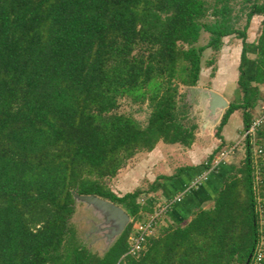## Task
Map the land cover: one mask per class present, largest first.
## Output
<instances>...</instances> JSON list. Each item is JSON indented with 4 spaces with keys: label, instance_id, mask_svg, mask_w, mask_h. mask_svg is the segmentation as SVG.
Returning a JSON list of instances; mask_svg holds the SVG:
<instances>
[{
    "label": "trees",
    "instance_id": "obj_1",
    "mask_svg": "<svg viewBox=\"0 0 264 264\" xmlns=\"http://www.w3.org/2000/svg\"><path fill=\"white\" fill-rule=\"evenodd\" d=\"M254 15L262 18L249 45ZM201 31L207 40L197 45ZM229 35L240 40V101L224 108L219 144L206 160L158 175L160 184L197 174L230 146L220 131L233 111L241 110V132L254 117L264 99V0H0V264H245L249 256L247 264H264V163L252 161L248 138L238 166H217L225 173L210 205L166 223L134 254L127 253L133 223L157 202L103 184L138 150L193 142L196 124L178 85H196L202 52L217 51ZM121 98L146 103L143 125L116 111ZM252 141L264 151V124ZM74 193L105 199L129 218L101 254L76 235ZM257 250L263 260H254Z\"/></svg>",
    "mask_w": 264,
    "mask_h": 264
},
{
    "label": "rangeland",
    "instance_id": "obj_2",
    "mask_svg": "<svg viewBox=\"0 0 264 264\" xmlns=\"http://www.w3.org/2000/svg\"><path fill=\"white\" fill-rule=\"evenodd\" d=\"M212 1L213 0H207L210 4ZM233 8L232 13L239 14L236 2L233 3ZM207 18L209 19L210 17L207 16ZM261 18L262 16L260 15H254L248 23V27L245 31V40L249 45L255 42L260 30L259 22ZM242 24L243 16L238 20L236 26L241 27ZM206 40L207 33L201 31L196 44H204ZM221 40V46L217 51L205 49L202 52L199 79L193 87L210 89L219 94L227 103L230 101L239 102L241 95L236 87L235 80L237 75L236 66L240 50V40L233 35L225 36ZM249 50L251 51V47L248 48V53L250 52ZM252 54L253 53L250 52L248 56L252 57ZM209 60L211 63L208 65ZM189 87L192 86L178 85L177 90L179 93L185 94V99L189 104L188 117L196 124L193 142L189 146H182L179 144H165L158 141L150 151H136L126 160L125 164L117 170L114 176L103 179V184L111 191L117 195H121L124 192L138 189L142 191L138 195L139 203L142 204L150 199H154L155 202L159 203L163 199L157 197L159 194L158 189L148 190V186L152 181H155L157 184L163 182L162 179H156L158 175H170L174 173L179 166H199V164L206 160L212 149L219 144V140L214 136V131L224 108L221 109L217 117L212 120L199 104H195L193 100L187 99ZM259 91L260 95L264 98V85L259 87ZM193 98L198 101V96L196 94H193ZM263 105L264 99L256 102L252 109L254 117L260 113ZM116 111L129 114L140 125H143L149 109L145 102L131 103L128 99L121 98L119 99ZM241 129V110L238 109L229 115L226 124L220 131L225 142H231L233 146V149L226 153L221 163L238 166L243 159L244 143L241 139ZM221 150L227 151L226 147L222 146L214 155H217ZM253 160L254 162L257 161L252 157V161ZM213 170L214 168L211 171ZM156 183L153 184L155 187L157 185ZM70 221L78 238L91 251L101 254L109 246L110 243L106 241L105 234L107 230L104 229L105 224L103 222V217L84 202L74 200V211ZM260 223H263L264 227V218ZM134 224L135 223H133V226ZM165 226L166 223L160 218L154 225L152 236H157Z\"/></svg>",
    "mask_w": 264,
    "mask_h": 264
},
{
    "label": "built area",
    "instance_id": "obj_3",
    "mask_svg": "<svg viewBox=\"0 0 264 264\" xmlns=\"http://www.w3.org/2000/svg\"><path fill=\"white\" fill-rule=\"evenodd\" d=\"M264 124V105L262 110L258 115L252 118L249 125L242 131L241 139L244 140L248 138V140L252 143V155L253 157L260 163H264V151L259 145H254L252 141V135L255 129ZM233 146L230 145L226 148L227 151H219L217 155H214L207 168L202 169L196 175L192 177L189 183L184 186L179 192L175 193L170 198L161 200L159 203L155 205V208L152 210L150 214H147L142 220L136 221L131 233L128 236V250L127 253L134 254L139 252L143 247V241L146 237L152 235L154 225L156 221H158L162 216L166 213V211L170 208L172 204L178 202L182 199V197L189 192V190L196 188L202 181H204L208 175V173L223 161L224 156L227 152L231 151ZM256 161V162H257ZM258 166V165H257ZM255 168V179H257L258 167ZM262 254L257 250L254 254V260L260 261L263 260Z\"/></svg>",
    "mask_w": 264,
    "mask_h": 264
},
{
    "label": "water",
    "instance_id": "obj_4",
    "mask_svg": "<svg viewBox=\"0 0 264 264\" xmlns=\"http://www.w3.org/2000/svg\"><path fill=\"white\" fill-rule=\"evenodd\" d=\"M188 89L189 94L187 95V99L193 100L195 104H199L212 120L217 117L221 109L227 106V102L219 94L210 89L193 86ZM193 94L198 96V101L193 98ZM73 200L84 202L103 217V222L105 224L104 229L107 230V233L105 234L106 241L110 244L120 234L129 221L127 214L119 206L95 195H81L74 193ZM249 257L245 264H247Z\"/></svg>",
    "mask_w": 264,
    "mask_h": 264
},
{
    "label": "crops",
    "instance_id": "obj_5",
    "mask_svg": "<svg viewBox=\"0 0 264 264\" xmlns=\"http://www.w3.org/2000/svg\"><path fill=\"white\" fill-rule=\"evenodd\" d=\"M194 172L195 170H186L182 172L179 177L173 178L167 181L165 184L156 185L155 189H158L159 192L157 197L159 199H163V196L165 195L171 193L173 195L179 192L186 185V182H189L192 176H194ZM224 173V170L217 168L209 172L204 181H202L192 191L186 193L182 197L179 204L169 209L166 216L162 218V221L165 223L180 224L188 219L191 211H193L194 209L198 207H208L211 203L214 193L217 190V187L223 179Z\"/></svg>",
    "mask_w": 264,
    "mask_h": 264
}]
</instances>
